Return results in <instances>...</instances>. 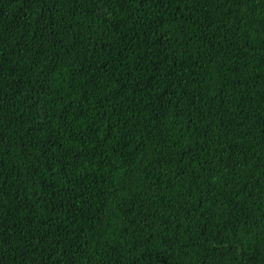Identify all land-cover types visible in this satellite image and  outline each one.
Instances as JSON below:
<instances>
[{
    "label": "trees",
    "instance_id": "16d2710c",
    "mask_svg": "<svg viewBox=\"0 0 264 264\" xmlns=\"http://www.w3.org/2000/svg\"><path fill=\"white\" fill-rule=\"evenodd\" d=\"M0 264H264V0H0Z\"/></svg>",
    "mask_w": 264,
    "mask_h": 264
}]
</instances>
